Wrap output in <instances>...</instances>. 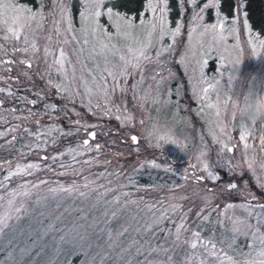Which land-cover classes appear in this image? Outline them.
Segmentation results:
<instances>
[{
	"label": "rangeland",
	"instance_id": "374dc122",
	"mask_svg": "<svg viewBox=\"0 0 264 264\" xmlns=\"http://www.w3.org/2000/svg\"><path fill=\"white\" fill-rule=\"evenodd\" d=\"M177 1L179 16L171 20L168 11L167 27L175 29L179 24L180 33L175 41L170 35L160 39L157 20L149 54L155 57L161 46L167 49L172 45V49L163 51L159 58L160 66L145 64L142 70L136 69L126 81L123 76L118 77L119 87L109 92V102L98 92L96 85L103 82V77L111 90L112 79L107 76V71L121 69L119 56L123 52L107 53L106 64L105 58L99 55L97 45V54L89 58L91 45L82 44L83 36L78 31L65 34L66 25H54L59 17L53 15L56 12L53 0H19L22 7L42 11L43 21L39 29L33 23L29 32L22 31L20 39H6L9 34L0 31V89H3L0 99L4 100L0 104V133H3L0 135V181H3L0 187V215L9 212L12 216L8 227L0 234V264H145L146 259L155 264H169V258L171 264H219L201 246V242L209 244V241L215 243L218 255L223 258L224 252H227L235 264H260L264 259L257 254L261 245L259 240H253L255 229L248 227L258 226L259 232L264 234V225H259L257 218L261 209L252 207L264 204V189L259 187V183L264 182V170L257 167L252 172L247 168L251 156L244 155V142L239 141L238 131L242 124L247 123L241 119L240 108L250 99L264 96V46L260 44L264 40V0L260 10L258 0H231L232 4L224 1L223 8L230 10L231 16L225 15L221 4L218 16L216 0H211L209 8L202 14L203 19L195 22L192 20L194 13L209 0H197L195 6L191 0H183L182 4ZM68 2L74 27L79 30L83 0ZM146 6L147 0H105L104 7H112L114 12L119 11L133 18L134 24L139 25L141 19L155 20L159 15L145 11ZM225 16L227 19H224ZM218 20H224V35L227 38L214 42L213 36L220 29L215 33L211 29L204 32L200 25H211ZM99 23L107 28V33L115 35V28L110 26L107 16H101ZM193 28L196 29L194 32ZM229 28L232 29L231 35L227 31ZM137 34H140L139 29ZM88 38L94 40L91 35ZM140 38L144 39V36L140 35ZM104 43L109 41L104 40ZM130 43L124 39L111 40V44L118 49H124ZM33 44L35 51H32ZM25 46L29 48L28 52L21 51ZM45 48L54 53L55 59H60L61 50L65 52V74L52 68L50 78L54 83L72 84L79 93L73 103L61 100L55 89L44 101L37 104L27 102L37 99V92L45 88L49 79L45 75L42 80L37 74L48 71ZM52 60L53 56L47 57L49 65ZM154 75L156 80L152 79ZM160 76L164 77L163 81H160ZM85 82L93 90L91 97L85 94ZM209 83L215 87L209 89L205 97L202 89L207 88ZM120 88L126 90L121 92ZM41 95L44 93L41 92ZM82 97L84 103H81ZM18 98L23 101L22 105L6 101L12 99L18 104ZM154 99L157 103L153 102ZM225 100H228L227 106L224 105ZM45 102L57 105L52 115L58 120L43 115ZM97 103L101 106L99 109ZM65 104L67 117L61 112ZM115 106H119L120 110L117 111ZM29 109L37 115H30ZM104 110H109V113L103 115ZM217 110L219 116L216 115ZM127 113L133 117L130 123L117 119V116ZM76 120L81 125H88V131L96 133L88 140V145L82 144L87 137L83 128L76 132V126L70 123ZM153 120L161 128L167 126L172 129L174 138L186 147L170 143L160 150L154 149L146 135ZM262 124L264 119H258L255 124L248 123L246 142L255 149L254 166L264 163V151L261 150L264 146L260 144L261 137H264ZM53 125L72 134L65 136L60 131L47 132L46 128ZM222 127L227 128L237 145L232 153H220L219 145L210 132V128H215L217 136L224 139L219 131ZM33 133L39 135L33 136ZM18 134L19 142L15 144ZM132 135L137 136L136 142L132 141ZM53 138L58 142L53 143ZM13 143V150L2 152L4 145ZM96 144L101 145L98 151ZM70 148L73 151H69ZM9 151L10 155H5ZM201 152L204 153V161L210 165L207 170L202 165L192 168L197 164L195 157ZM41 155L44 157L40 158ZM152 158L157 159L161 168L140 167ZM28 164H38L39 167L32 169L30 174L21 173L4 179L9 171L16 172L17 165L24 168ZM127 164L131 167L129 173H125L128 171ZM169 167L171 172L167 170ZM137 170L141 177V171L146 170L154 174L157 170L161 171L158 176L167 172L181 178L182 183L169 193L171 197L165 198L158 187L135 189L133 184L136 182H129V177L133 178ZM209 172L222 179L210 181ZM186 175L188 179H185ZM200 175L205 177L202 182L195 179ZM92 181L94 183L85 187ZM232 182L241 190H249L256 199L249 197L245 200L235 190H227V184ZM25 184L28 187L22 188L21 185ZM33 184L38 186L32 187ZM59 185L65 188L79 185V191H50ZM105 189L111 191L101 198L100 193H104ZM13 190L17 193L29 191L30 194L27 197L16 195L10 207L8 201L13 199L10 195ZM80 192L86 195L81 196ZM116 196H120L119 201H114ZM183 199L190 211L196 207L190 220L185 218L189 209H183V203L179 204ZM230 203L236 207L228 209ZM21 205L23 207L17 214L14 208ZM201 208L205 209L203 213L199 212ZM217 208L218 212L215 211ZM163 210L167 211L169 218L156 225L155 218ZM203 215H207L209 220L202 222ZM209 221L215 228L207 235L204 226ZM236 221L241 222L236 224L241 234L233 236ZM181 224L184 228L177 239L176 228ZM194 232H199L201 237L196 249L190 246L195 242ZM61 237L64 239L61 240ZM229 243H232L231 248Z\"/></svg>",
	"mask_w": 264,
	"mask_h": 264
},
{
	"label": "snow or ice",
	"instance_id": "6c2138e0",
	"mask_svg": "<svg viewBox=\"0 0 264 264\" xmlns=\"http://www.w3.org/2000/svg\"><path fill=\"white\" fill-rule=\"evenodd\" d=\"M111 2V0H109ZM181 4L183 3V0H180ZM54 8L56 9V12L53 13V15H58L59 19L57 21H54L55 24H61L66 25L65 27V34L69 32H76L78 31L82 36V44L83 45H91L92 50L89 52V58H92L94 55H96V47L99 46L100 52L99 55L103 56L105 58V63L107 64V53L111 52L115 54L116 52H123L119 56V59L121 61V69L119 71H107V76H110L112 79V88L109 90L107 87L108 81L106 78L102 77V83L99 85H96V88L99 93H102L105 100L110 102V96L109 92L116 91L117 87H119L117 80L118 77L123 76L124 80H127V77L131 75L136 69H141L145 64H152L155 63L157 66L161 65L160 57L162 56L163 51L168 50L170 51L172 49V45H169L167 49H164L163 46H161V49L157 51L156 56L153 57L149 54V49L152 47V38L154 32L157 30V20L159 21V38L163 39L164 35H170L173 38V41H175L176 37L181 31V26L178 24L175 29H170L167 27V13L169 11L168 4L169 0H161V2H157V0H147V6L145 11L151 12L154 16L156 13H159L158 17H156L155 20H144L141 19L139 22V25L134 24L133 18L128 17L124 14H122L119 11L113 10L112 7H107L105 9V0H83V8L84 11L79 13L80 16V23L81 27L79 30L75 29L72 16H71V5L68 2V0H53ZM192 5L197 4V0H191ZM211 4V0H209L208 4H205L202 8L199 9L198 12H195L192 20L199 21L203 19V13L205 9L209 8ZM215 7L217 9V15L219 16V7H220V0H216ZM247 13H245V16ZM101 16H107L110 26H113L115 28V35L111 33H107V28L99 23V18ZM224 19H227L225 16ZM43 21V12H37L33 11L32 9L22 7L19 4V0H0V31H5L9 34L8 37H5L6 39L12 38V39H20V33L23 32H29V30L32 29L33 23L35 24L36 28L39 29L41 26V23ZM234 24L235 21H232ZM200 27L203 29L204 32H207L209 29H211L214 33L219 28L220 31L217 35L213 36V41L216 42L217 40L223 41L226 40V36L224 35V20H218L217 23L211 24V25H200ZM137 29L140 30V34H137ZM196 29L193 28L192 31L194 32ZM58 31V30H57ZM228 34H232V29H227ZM93 36L94 40L90 41L89 36ZM140 35L144 36V39L140 38ZM259 38V37H257ZM116 39L119 41L120 39H124L125 41H130V44H127L124 49H118L115 44H111V40ZM104 40H108L109 43H104ZM25 45L28 44V40L25 37L24 38ZM76 43H81V41H76ZM136 45V47H133L132 45ZM261 46H264V40L260 41ZM32 51H35L36 46L33 44ZM255 47V45H253ZM23 52H28L29 48L25 46L23 49H21ZM83 51V48L80 50ZM45 53V65L48 71L44 74L37 73L40 75V78L43 80L45 78V75L49 76V79L46 81V86L44 89L37 92V99L27 101L30 104H37L38 101H44L46 99V96L51 95L52 89L56 90V95L64 101H67L68 103H73L79 95V93L73 89L71 83H54L53 80L50 78V71L52 68H55L58 73L65 74V68L64 64L67 60V56L63 50L59 52L60 59H55L54 53L49 52L48 48L44 49ZM53 56V60L51 65L47 63V57ZM156 75H159L157 73ZM156 75L152 77L153 80H156ZM73 81L75 80V76L72 77ZM164 77L160 76V81H163ZM142 82V80H141ZM215 85L209 83L207 88H203L202 92L204 93V96L207 97L209 89L214 88ZM135 88V85L133 86ZM126 89L120 88V91L123 92ZM0 91H3V89H0ZM41 92L44 93V95H41ZM85 94L89 97L93 95L92 88H88L86 86L85 82ZM23 99V98H22ZM154 103H157V100H153ZM163 102V101H160ZM4 100L0 99V104H3ZM81 103H84L83 97L81 98ZM228 100L224 101V105L227 106ZM89 110H91V100L88 101ZM96 107L99 109L101 106L99 103L96 104ZM117 108V111H119V106H115ZM209 107H212V105H209ZM57 109V105L55 103H44V112L43 115L49 117L50 119H56L58 120V117H53L52 113ZM72 111H75V109H72ZM62 114L67 117L68 116V109L67 105L65 104L64 107L61 109ZM30 115H37L36 113H32L31 109H29ZM109 113V110H104L102 112L103 115H107ZM216 115L219 116L220 112L217 110ZM117 119H123L126 122H131L133 117L130 113H127L123 116H117ZM242 120L247 121V123L242 124L239 131V141L244 142L243 148H244V155L245 156H251V159L247 163V168L251 170L252 172H255L257 170V167L261 170H264V163H260L258 166L255 165V149H253L252 145L247 143V139L249 136V128L248 123L255 124L252 120L241 116ZM39 124V120L37 121ZM71 124H74L76 126V132H79L81 128H83L86 135H89L90 137L94 138L96 133L95 132H88V125H81L79 120L76 121H70ZM140 123L143 125L144 121H140ZM14 131V129H13ZM47 132L51 131H60L63 132L62 129H57L55 125L46 128ZM221 133H223L224 139H221L217 136V132L215 128H210V132L213 135V138L217 141L220 153H232L234 149L237 148V145L235 142L232 141V137L230 133L227 131L226 127H222L219 129ZM261 131H264V124H262ZM72 133L69 132H63V135L67 136ZM0 135H3V133H0ZM33 136H38V133H33ZM147 139L149 143L154 147L156 150H160L165 147L167 144H178L179 147L184 148L186 145L184 143H181L178 139L174 138L173 130L168 128L167 126L161 128L157 121L153 120V123L150 127V129L146 133ZM15 137H13V140ZM133 142L137 141V136L133 135L131 137ZM225 140L228 142L226 143ZM57 139L53 138V143H57ZM89 141L87 139L82 141L83 145H88ZM229 143L232 144L231 147H229ZM260 144L264 146V137H261ZM161 145H164V147H161ZM101 145L96 144L95 149L98 151L100 149ZM252 149L251 152L248 150ZM264 151V147L261 149ZM69 151H73V149H69ZM204 153L201 152L200 155L196 156L195 159L197 161V164L192 165L193 169H196L199 165H202L205 170H207L210 165L204 161L203 159ZM53 160H55V157H52ZM228 163L230 164L231 161L229 160ZM151 166L153 169H159L161 168V164L157 163L156 158H152L149 161L142 164L141 168H147ZM39 167L38 164H28L26 167L22 168L20 165L16 166V172L13 173L9 171L8 176H6L4 179L8 180L10 177L16 174L23 173L24 175L30 174V171L34 168ZM169 172L172 171L171 167L167 169ZM229 175H232V170H229ZM208 176L210 177V181H218L222 179L218 175H215L211 172L208 173ZM185 179H188V175L185 176ZM195 179L197 181H204L205 177L203 175L196 176ZM258 180H261V177H257ZM129 182H133L132 178L129 177ZM41 183H44V181H41ZM88 182L85 184V187L89 186ZM3 186V181H0V187ZM38 185L33 184L32 187H37ZM124 185H121L123 187ZM22 188H27L28 185H21ZM103 187V186H101ZM227 190L232 191L235 190L238 195H242L245 200H247L249 197H252L253 200L256 199V197L247 189L241 190L240 187L235 182L228 183L227 184ZM259 187L261 189H264V182L259 183ZM51 192L55 193L57 191H67V192H73V191H79V185H73L71 187L65 188L63 185H59L57 188L50 189ZM108 191H111V189H105L104 193H100V197L102 198L104 195L107 194ZM29 191H24L21 193H17L15 190H13L10 195L13 199H10L8 201L9 206H13L14 204V198L16 195H22L27 197L29 195ZM81 196H85L86 193L80 192ZM121 195H128L127 193H122ZM2 199V198H0ZM120 196L114 197V201H119ZM37 203H39V200H37ZM132 203H136L133 201ZM244 205H240V207H243ZM23 207L21 205L20 207H15L14 211L18 214L20 212V208ZM236 207L234 204H228L227 208L232 209ZM252 207H258L261 209L260 212H257V218H258V224L264 225V204L259 205H252ZM215 211H219V209H215ZM113 216H115V213H112ZM199 215V214H198ZM19 219V215L16 217ZM167 211L163 210L161 211V214L159 217L155 218V224L159 225L164 220L168 219ZM12 219V216L9 212H5L3 215H0V234L4 232V229L8 227V221ZM202 222L208 221L209 217L207 215L202 216ZM241 223L239 221L234 222L233 226V236L241 234L239 227L236 226V224ZM249 228H254L255 231L252 233L253 240H259V243L261 245V250L259 253H257L260 257H264V234H261L259 232L258 226L249 225ZM184 228V225L181 224L179 227L176 228V234L177 239H179V233L181 229ZM163 230V229H162ZM164 231H170V230H164ZM242 234L247 235L248 232H243ZM193 240L195 242L191 243V248L196 249L197 248V242H200L201 237L199 232L192 233ZM64 238L61 237V240ZM201 246L205 248L206 252L212 256L215 257L216 260L219 262V264H235V261H233V258L231 256H228L227 252H224L223 258L218 255V251L216 249L215 243H212L209 241V244H203L201 242ZM228 247H232V243L228 244ZM153 251H159V249H153ZM39 255V253H38ZM87 264V262H86ZM145 264H155V262L145 260ZM169 264H171V258H169ZM246 264H251V262H246ZM260 264H264V259H261Z\"/></svg>",
	"mask_w": 264,
	"mask_h": 264
},
{
	"label": "trees",
	"instance_id": "16d2710c",
	"mask_svg": "<svg viewBox=\"0 0 264 264\" xmlns=\"http://www.w3.org/2000/svg\"><path fill=\"white\" fill-rule=\"evenodd\" d=\"M224 1H229L231 4H232V2H231V0H220V4L222 5L221 10L225 13L226 16H231V11L230 10H224V8H223V4H224L223 2ZM200 2H201V0H200ZM258 5H259V10L261 9V7L263 8V0H258ZM168 8H169L171 20H174L175 17L179 16V8H178V1L177 0H169ZM120 9L123 10L124 12H128V10H126L125 8L120 7ZM172 15H175V16H172ZM252 27H254V26H252ZM6 101H8L9 104L16 105V106L22 105V103H23V101H21L20 98H18V100H17L18 104H16V101H13L12 99L6 100ZM17 137H18V140L15 142V144H17L19 142V134ZM14 147H15L14 143L12 145H9V146L4 145V150L2 152H5L6 149L13 150ZM10 153H11V151L7 152L5 155H10ZM1 157H5V156H1ZM40 158H42V157H40ZM126 168H128V171H126L125 173H127V172L129 173L131 167H129V165L127 164ZM141 172L143 175L142 177H141V174L139 173L138 170L136 172H134L132 179H133V182H136V183H134V184L132 183L133 187L135 189H139V190L141 188H144V189L153 188L154 189V188L158 187L161 195H163V197H165V198H169V196H170L169 193L174 192L176 190L175 188L177 186L179 187L180 184L182 183L181 178H178L177 176H174L172 174L169 175L167 172H165V174L161 175V176H158L159 174L162 173L161 171H158V170H157L156 174L150 172L149 170H146L145 172L144 171H141ZM234 176L235 175H233L232 179H234ZM49 177H51V175ZM184 201H185V199L181 200V203H179V204L182 205V203H183L184 206L182 205V208L184 209L186 207L185 209H189L187 216L185 218L190 220L195 215L196 207L192 208V210L190 211V208L188 207V205H185L186 202H184ZM207 209L208 208H206V210ZM204 211H205V209L201 208L199 212L203 213ZM204 228H205V233L207 235H210L209 233H211L212 230H214L215 225L209 221V223H207L204 226Z\"/></svg>",
	"mask_w": 264,
	"mask_h": 264
},
{
	"label": "clouds",
	"instance_id": "9594fccd",
	"mask_svg": "<svg viewBox=\"0 0 264 264\" xmlns=\"http://www.w3.org/2000/svg\"><path fill=\"white\" fill-rule=\"evenodd\" d=\"M242 116L255 122L258 119H264V96H259L255 100H249L243 107L240 108ZM179 146L178 144H176ZM164 147V145H161Z\"/></svg>",
	"mask_w": 264,
	"mask_h": 264
},
{
	"label": "water",
	"instance_id": "95a60500",
	"mask_svg": "<svg viewBox=\"0 0 264 264\" xmlns=\"http://www.w3.org/2000/svg\"><path fill=\"white\" fill-rule=\"evenodd\" d=\"M88 132L90 133V132H94V131H93V130H90V131H88ZM132 136H133V135H132ZM132 136H131V137H132ZM90 138H92V137H90L89 135H87V137L84 138L83 140H85V139L89 140ZM41 157H44V155H41Z\"/></svg>",
	"mask_w": 264,
	"mask_h": 264
},
{
	"label": "flooded vegetation",
	"instance_id": "af4514ba",
	"mask_svg": "<svg viewBox=\"0 0 264 264\" xmlns=\"http://www.w3.org/2000/svg\"><path fill=\"white\" fill-rule=\"evenodd\" d=\"M262 204V203H261Z\"/></svg>",
	"mask_w": 264,
	"mask_h": 264
}]
</instances>
